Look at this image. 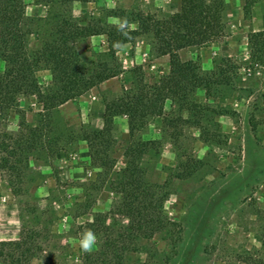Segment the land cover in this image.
Here are the masks:
<instances>
[{"label": "rangeland", "instance_id": "rangeland-1", "mask_svg": "<svg viewBox=\"0 0 264 264\" xmlns=\"http://www.w3.org/2000/svg\"><path fill=\"white\" fill-rule=\"evenodd\" d=\"M23 1L26 15L46 14L45 6ZM223 1L222 34L178 51L179 59L194 61L206 80L216 76L219 64L237 72L230 78L231 89L207 97L204 88L189 94L191 101L203 104L202 110L184 107L177 114L165 100L163 113L149 116L132 135L126 116L116 115L107 135L111 142H104L105 103L118 97L123 86L131 87L133 68L141 66L147 84L169 72L168 55L153 57L149 39L141 34L113 43L118 76L52 112V130L41 132V140L56 139L61 150L54 156L22 152L19 157L14 151L42 110L34 95L19 96L10 108L0 109V241L18 239L22 224L39 215L40 221L52 218L46 250L57 264H255L253 259L262 257L264 53L262 60L252 57L247 41L251 32L264 29V0ZM179 5L180 0H83L72 3L71 14L80 25L98 21L107 30L129 31L137 28V14L164 16ZM108 43L102 33L86 37L78 47L93 60L92 53L108 50ZM35 76L42 87L51 78L48 69L36 70ZM141 143H152L153 149L133 153V161L150 184L153 214L167 222L150 235L132 229L122 210L123 195L131 187L121 188L114 174L126 165L125 148ZM87 230L97 241L83 252L79 239ZM41 263L34 259L31 264Z\"/></svg>", "mask_w": 264, "mask_h": 264}, {"label": "trees", "instance_id": "trees-1", "mask_svg": "<svg viewBox=\"0 0 264 264\" xmlns=\"http://www.w3.org/2000/svg\"><path fill=\"white\" fill-rule=\"evenodd\" d=\"M33 1L46 7L44 16L26 15L23 0H0V109L10 108L19 96L31 95L42 106V110L36 112V124L27 126L30 132L20 135L14 146L19 157L23 152L47 159L61 150L53 136L42 141L41 132H51V114L61 104L121 73L112 45L115 41L125 42L124 35H129L131 40L138 34L148 38L153 57L168 55L170 69L147 84L141 66L133 68L131 87L123 86L118 97L105 103V136L102 137L105 143L111 142L107 135L114 116H126L128 133L132 135V130L149 116L163 113L165 100H170L171 109L177 114L184 107L202 110L203 104L189 99L191 92L204 88L207 97L211 92L231 89L230 78L237 77L236 71L219 64L216 76L206 80L198 74L194 61H182L178 57L179 50L205 45L222 34L226 19L223 0H180L179 9L164 16L140 13L136 17L137 28L129 31L112 26L107 30L98 21L80 25L71 14V5L83 0ZM102 33L108 38V50L93 52L95 58L89 60L78 45L86 37ZM247 42L252 57L262 60L264 29L251 32ZM39 69H48L51 74L44 87L35 76ZM204 76L206 78L207 74ZM91 135L101 137L99 133ZM87 145L93 158L90 140ZM149 149H153L152 143L128 146L123 151L127 157L125 167L114 171L119 175L120 182H117L121 188L131 187L129 193L123 195L122 210L131 220L132 229L142 235H150L153 230L167 225L165 218L153 214L148 192L150 184L142 180L144 170L137 168L133 161V153L139 156ZM34 218L32 223L22 224L18 239L0 241V264H31L34 259H42L41 264H57L50 250H46L45 234L50 233L48 224L52 218L41 221L39 215ZM262 244L264 247V241ZM253 261L264 264V254Z\"/></svg>", "mask_w": 264, "mask_h": 264}, {"label": "clouds", "instance_id": "clouds-1", "mask_svg": "<svg viewBox=\"0 0 264 264\" xmlns=\"http://www.w3.org/2000/svg\"><path fill=\"white\" fill-rule=\"evenodd\" d=\"M123 27V25H121ZM97 237L91 231H85L79 239V246L83 252L91 251L96 245Z\"/></svg>", "mask_w": 264, "mask_h": 264}, {"label": "crops", "instance_id": "crops-1", "mask_svg": "<svg viewBox=\"0 0 264 264\" xmlns=\"http://www.w3.org/2000/svg\"><path fill=\"white\" fill-rule=\"evenodd\" d=\"M126 123V122H125Z\"/></svg>", "mask_w": 264, "mask_h": 264}]
</instances>
